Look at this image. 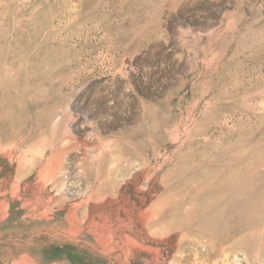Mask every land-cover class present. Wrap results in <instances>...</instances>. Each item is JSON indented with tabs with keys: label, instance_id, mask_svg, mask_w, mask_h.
<instances>
[{
	"label": "rangeland",
	"instance_id": "rangeland-1",
	"mask_svg": "<svg viewBox=\"0 0 264 264\" xmlns=\"http://www.w3.org/2000/svg\"><path fill=\"white\" fill-rule=\"evenodd\" d=\"M0 264H264V0H0Z\"/></svg>",
	"mask_w": 264,
	"mask_h": 264
},
{
	"label": "bare ground",
	"instance_id": "bare-ground-1",
	"mask_svg": "<svg viewBox=\"0 0 264 264\" xmlns=\"http://www.w3.org/2000/svg\"><path fill=\"white\" fill-rule=\"evenodd\" d=\"M252 236V235H251ZM213 247V246H212ZM227 251V250H226Z\"/></svg>",
	"mask_w": 264,
	"mask_h": 264
}]
</instances>
